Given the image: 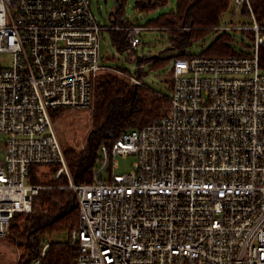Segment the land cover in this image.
<instances>
[{
    "label": "built area",
    "instance_id": "obj_1",
    "mask_svg": "<svg viewBox=\"0 0 264 264\" xmlns=\"http://www.w3.org/2000/svg\"><path fill=\"white\" fill-rule=\"evenodd\" d=\"M235 3L252 13L250 54L175 58L169 113L102 143L93 180L71 181L76 264H264V24L251 0ZM111 29L136 49L149 27L100 22L92 0H0V54H11L0 62V237L32 211L34 164L60 163L71 179L52 112L91 106L102 70L146 85L102 62ZM130 154L134 169L118 171Z\"/></svg>",
    "mask_w": 264,
    "mask_h": 264
},
{
    "label": "trees",
    "instance_id": "obj_2",
    "mask_svg": "<svg viewBox=\"0 0 264 264\" xmlns=\"http://www.w3.org/2000/svg\"><path fill=\"white\" fill-rule=\"evenodd\" d=\"M251 2L257 21L264 24V0H251ZM167 3L168 0H161L159 3L138 0L136 8L149 12ZM123 5L125 3H118L112 12L115 19L113 25L140 24L125 18ZM236 6L235 0H176V7L172 11L163 12L157 18L149 20L148 23L141 24L149 29L158 28L167 31L169 33L168 46L174 47L175 52L180 51L168 57L152 59L154 61L152 66H158L161 61L172 57L195 54L196 52L189 50V46L204 39L209 31L218 30L222 26L225 14L234 11ZM242 9L243 13H249L252 16L247 6H243ZM110 31L114 44L121 51L137 50L129 43L127 30L111 29ZM242 32L254 39L253 30L242 29ZM231 41L232 33L224 30L210 46L199 54L209 56L250 54L252 46H248V51L237 52L230 45ZM137 58H139V64L150 60L147 56ZM260 60L261 65L264 66V46L261 47ZM110 66L121 69L125 73H131L118 63ZM118 73L113 69L102 70L98 73L94 86L93 122L85 140L86 146L83 149L80 147L65 149L70 171L77 183H87L93 180L94 169L98 162V151L102 143L112 144L123 133L143 128L156 117L168 114L171 109L170 93L164 94L147 85H137L125 74L123 76ZM61 109L63 108L54 110L53 115ZM40 165L43 164L33 165L29 182L39 183L34 170ZM58 170V167L53 166L50 172L51 177L44 181V184L52 185V187L42 189L34 196L32 211L16 213L9 226L11 227L10 241L21 249L22 256L19 264H33L39 258L41 259L40 264L77 263L79 246L72 244L70 239L72 231L79 225V206L73 190L61 187V185L69 184V178L66 173L56 177ZM22 223H24L23 227ZM60 234H68V239L62 241L56 237L55 240H50L53 236ZM45 240L48 241L45 242ZM46 244L49 246L46 253L42 255Z\"/></svg>",
    "mask_w": 264,
    "mask_h": 264
},
{
    "label": "rangeland",
    "instance_id": "obj_3",
    "mask_svg": "<svg viewBox=\"0 0 264 264\" xmlns=\"http://www.w3.org/2000/svg\"><path fill=\"white\" fill-rule=\"evenodd\" d=\"M123 1H126L125 5H123L125 18L131 21H136L140 24H146L149 20L157 18L161 13L172 11L176 7V0H168L167 4L159 5L155 9L147 12L140 11L138 8H136V3L138 0H92V8L100 22L113 24L115 19L112 16V12L116 9L118 3H122ZM252 23V16L249 13H243L242 7L236 6L234 11H229L225 14L222 21V26H220L218 30L209 31L205 35L204 39L194 42L193 46H189V50H192L196 53H201L205 48L210 46L213 41L218 38L222 32H224V30H228L230 33H232V41L230 42L232 48H234L237 52L244 50L248 51V46L253 45V39L248 35L243 34L241 26H249ZM168 37L169 33L167 31L158 28H150L142 32V42L136 48L137 50L132 52L129 49H125L121 51L114 44L111 31H104L101 40L102 62L108 65L118 63V65L126 67L129 71H131L130 74L132 75H137V70L140 65L143 69L141 78L147 86L153 90L163 92L164 94L170 93L173 81L172 71L175 58L172 57L161 61L160 65L155 67L152 66L154 59L152 60L149 58L152 61L147 60L146 62L139 64V58H137L138 56L150 57L159 53L162 49L168 46ZM175 53L176 52L172 50L162 54L161 57H168ZM108 57H110V59H108ZM0 62L3 64H10L11 54L7 52L0 54ZM94 107L95 102L93 101L91 106L87 108H63L57 111V113L54 115L52 113L54 127L64 150L66 164L71 175V179L67 175L69 178V184L61 185V187L72 189L75 196L76 190L71 188L70 184L71 181H76L73 179L72 173L70 171L65 149L67 147H80L82 149L85 148V140L90 128L92 127ZM2 145L3 141L0 142V154L3 153ZM117 160L119 164L118 171L130 172L134 169V163L137 160V155L130 154L126 157L119 155ZM53 166L58 167L60 170L62 164H43L35 167L34 175L39 180V183L33 182V184L42 186L40 190L52 187V185L44 184V181L51 177L50 172ZM58 172L55 175L56 177L60 176L57 175ZM62 173L66 172L63 171ZM20 221H22V219ZM21 226L23 227L24 223H22ZM10 232L11 227L5 236L0 237V264L20 263L22 256L21 249L10 241ZM56 237L60 238L62 241H65L68 239V234H60L58 236L55 235L50 240H55ZM46 241L48 240H45V242Z\"/></svg>",
    "mask_w": 264,
    "mask_h": 264
},
{
    "label": "water",
    "instance_id": "obj_4",
    "mask_svg": "<svg viewBox=\"0 0 264 264\" xmlns=\"http://www.w3.org/2000/svg\"><path fill=\"white\" fill-rule=\"evenodd\" d=\"M172 50H174V47L167 46L164 49H162L159 53L154 54L153 56H150L149 58L150 59H156L158 57H161L162 54L169 52V51H172ZM142 70H143L142 67L139 65L138 70H137V75H136L138 78L142 77V74H143Z\"/></svg>",
    "mask_w": 264,
    "mask_h": 264
}]
</instances>
